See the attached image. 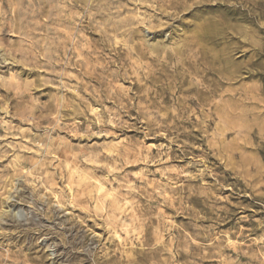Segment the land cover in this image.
<instances>
[{
    "label": "rangeland",
    "instance_id": "obj_1",
    "mask_svg": "<svg viewBox=\"0 0 264 264\" xmlns=\"http://www.w3.org/2000/svg\"><path fill=\"white\" fill-rule=\"evenodd\" d=\"M0 264H264V0H0Z\"/></svg>",
    "mask_w": 264,
    "mask_h": 264
}]
</instances>
